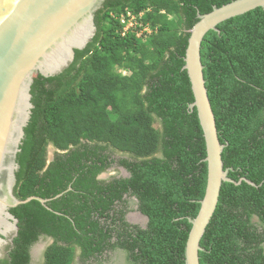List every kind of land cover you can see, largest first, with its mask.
<instances>
[{"label": "trees", "instance_id": "trees-1", "mask_svg": "<svg viewBox=\"0 0 264 264\" xmlns=\"http://www.w3.org/2000/svg\"><path fill=\"white\" fill-rule=\"evenodd\" d=\"M230 1L105 0L95 13V35L69 66L34 79L14 193L48 201L10 209L18 232L0 264H30L41 235L54 239L44 264H71L76 246L86 260L109 247L111 235L124 237L117 245L131 264H185L188 217L196 216L204 195L207 163L197 111L189 108L194 96L184 55L197 15ZM126 11L141 13L150 32L122 35ZM217 28L206 33L200 53L218 137L226 144L224 168L232 167L234 180L257 186L222 183L199 261L264 264V9ZM49 144L65 152H55L45 168ZM114 151L128 156L118 158L131 175L121 189L96 178ZM129 190L149 218L146 228L130 232L93 216H103Z\"/></svg>", "mask_w": 264, "mask_h": 264}, {"label": "water", "instance_id": "water-1", "mask_svg": "<svg viewBox=\"0 0 264 264\" xmlns=\"http://www.w3.org/2000/svg\"><path fill=\"white\" fill-rule=\"evenodd\" d=\"M105 0H0V259L5 257L17 235L18 219L10 209L32 199L43 205L48 199L29 196L19 199L14 193L17 153L24 138V128L31 117V85L38 75L49 77L62 72L74 59L76 49H84L92 40L95 13ZM256 7L264 9V0H231L198 14L189 30L184 55L195 108L206 146L207 179L184 248L185 264H200V240L215 212L222 183L257 186L253 181L229 176L222 151L226 144L218 137L215 114L205 85L201 61V43L218 24ZM59 193L57 196H60Z\"/></svg>", "mask_w": 264, "mask_h": 264}, {"label": "flooded vegetation", "instance_id": "flooded-vegetation-1", "mask_svg": "<svg viewBox=\"0 0 264 264\" xmlns=\"http://www.w3.org/2000/svg\"><path fill=\"white\" fill-rule=\"evenodd\" d=\"M103 6L104 5H102L101 8ZM94 23L95 26H97L96 16H94ZM49 146L53 147L54 149L53 154L51 155H48ZM55 152H65V151L56 149L52 144H49L47 146V160H46L45 168L54 159ZM122 157L126 158L128 156L126 154L120 153L119 151H114V153L109 158L110 159L109 166L103 172L97 175L96 178L98 180L103 181L104 184L115 182L119 189H121L123 186L129 185L127 184V182L122 181L131 176L127 168L118 161V158H122ZM102 173H107V175H101ZM120 182H123L124 184L121 183L120 186L119 185ZM138 203H139L138 198L134 194H132L130 190L123 191L121 194V198H114L112 204H110L109 209L105 211L106 213L103 214V216H99V214L96 211L93 212V216L95 218L99 217L102 223L107 222L113 225L114 227H120L123 224H125L124 226L129 227L130 232L132 231L131 229L135 226L144 229L148 225L149 218L147 215L143 214L139 210ZM40 237H45L47 240H49V243L45 245L44 249H42L43 251L41 250L40 253L37 252L36 264H44V252L47 249V247L51 245L54 241L53 237L50 236L41 235ZM123 238L124 237L117 238L115 235H111V237L109 238L108 246L111 247V244H114L115 246L111 248L106 247L102 249L101 253L98 254L95 253L93 255H89L86 258V260H82L81 249L79 246H76L71 264H131L129 262L127 252L122 247L117 245V242ZM59 243L62 244V241H59ZM7 255H8V250L6 252L5 257L3 258H6ZM30 255H31V260H30V264H31L33 260L32 250L30 251Z\"/></svg>", "mask_w": 264, "mask_h": 264}, {"label": "built area", "instance_id": "built-area-1", "mask_svg": "<svg viewBox=\"0 0 264 264\" xmlns=\"http://www.w3.org/2000/svg\"><path fill=\"white\" fill-rule=\"evenodd\" d=\"M141 13L139 15L133 14L131 11H126V13H122L120 15V23L122 25V35H125L128 31H133L136 34H141L150 32V28L147 24L143 25L142 22H140ZM133 23V24H132ZM140 29V32L137 31Z\"/></svg>", "mask_w": 264, "mask_h": 264}, {"label": "rangeland", "instance_id": "rangeland-1", "mask_svg": "<svg viewBox=\"0 0 264 264\" xmlns=\"http://www.w3.org/2000/svg\"><path fill=\"white\" fill-rule=\"evenodd\" d=\"M133 24V23H132ZM137 31H139V33H141L140 32V29L139 30H137ZM138 37H141V34H136ZM53 151H54V149H53V147H48V155H51V154H53ZM101 175H107V173H102ZM47 243H49V240H47L45 237H40L39 239H38V241L37 242H35L34 244H33V246H32V254H33V260H32V263L31 264H36V255H37V252L38 253H40L41 252V250L42 249H44V247H45V245L47 244ZM43 251V250H42Z\"/></svg>", "mask_w": 264, "mask_h": 264}]
</instances>
